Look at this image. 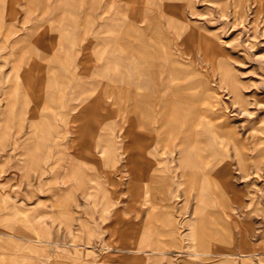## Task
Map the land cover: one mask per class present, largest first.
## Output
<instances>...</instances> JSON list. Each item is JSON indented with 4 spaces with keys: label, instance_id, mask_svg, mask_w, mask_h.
I'll use <instances>...</instances> for the list:
<instances>
[{
    "label": "rangeland",
    "instance_id": "obj_1",
    "mask_svg": "<svg viewBox=\"0 0 264 264\" xmlns=\"http://www.w3.org/2000/svg\"><path fill=\"white\" fill-rule=\"evenodd\" d=\"M261 1L0 0V264H264Z\"/></svg>",
    "mask_w": 264,
    "mask_h": 264
},
{
    "label": "bare ground",
    "instance_id": "obj_2",
    "mask_svg": "<svg viewBox=\"0 0 264 264\" xmlns=\"http://www.w3.org/2000/svg\"><path fill=\"white\" fill-rule=\"evenodd\" d=\"M234 1V0H233ZM258 1V0H257ZM262 1L261 0H259V4L261 3ZM236 3V2H235ZM233 5H235L234 3H233ZM261 5V4H260ZM235 8V7H234ZM239 8V7H238ZM240 9H242V8H240ZM239 10V9H238ZM36 22H34V24H35ZM27 36H25L24 38H26ZM36 42H38V40L36 41V39H34L33 40V43H36ZM140 51V50H139ZM152 62V64L154 63L153 61H151ZM141 64H142V62H141ZM144 64V63H143ZM125 98V97H124ZM203 113H202V115L201 116H199V117H201L202 118V116H207L208 114L207 113H205L204 111H202ZM183 114L184 113H182L181 114V118H182V116H183ZM173 116H175V112H174V106H172L171 105V103L169 104H167L166 105V111H164V112H162V114H161V120H162V124L164 125V126H172V122L170 121V118H172ZM200 120H202V119H200ZM193 122H194V120H193ZM171 123V124H170ZM174 126V125H173ZM170 130H172V131H174V128L172 127V128H169ZM189 132L187 133V135H186V138L184 139V140H182L180 143H179V145L180 146H182V145H185V144H187V143H190V144H192V139H193V137H192V135L194 134L193 133V128L191 127V126H189ZM165 139H167V138H165ZM186 140H188V142L186 141ZM166 142V141H165ZM189 148V147H188ZM188 148L186 149V148H182L181 147V149L180 150H182V151H188ZM203 149V148H202Z\"/></svg>",
    "mask_w": 264,
    "mask_h": 264
},
{
    "label": "crops",
    "instance_id": "obj_3",
    "mask_svg": "<svg viewBox=\"0 0 264 264\" xmlns=\"http://www.w3.org/2000/svg\"><path fill=\"white\" fill-rule=\"evenodd\" d=\"M162 136H163V135H162ZM163 138L165 139V136H163ZM164 142H165V141H164ZM170 147H171V146H170ZM168 148H169V147H168ZM169 149H170V151H173V150H171V148H169ZM135 150H139V149H135ZM156 151H159V150H156V149H154V148L151 149V152H152V153H154V152H156ZM179 153H180L181 156H188V154H191V153H194V152H193V151H182V150L179 149ZM207 154H209V153H207ZM206 156H207L206 158H208V159H209V156L211 157V155H206ZM207 161H208V160H207ZM201 175H202V174H200V179L202 178V179H203L202 182H204V177H203V176L201 177ZM135 180H136V181H135L134 183H138V181H139L138 178H137V179L135 178ZM165 198H168V197L165 196ZM152 212L154 213L153 216H155V212H156L155 209H152ZM231 216H232V215H231ZM232 220H233V218H232ZM233 221H234V220H233Z\"/></svg>",
    "mask_w": 264,
    "mask_h": 264
}]
</instances>
